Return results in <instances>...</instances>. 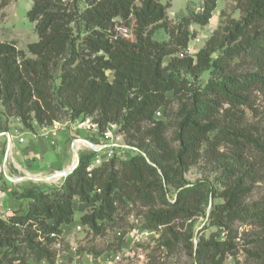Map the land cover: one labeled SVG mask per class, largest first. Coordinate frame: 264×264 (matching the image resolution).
Masks as SVG:
<instances>
[{"label": "trees", "instance_id": "1", "mask_svg": "<svg viewBox=\"0 0 264 264\" xmlns=\"http://www.w3.org/2000/svg\"><path fill=\"white\" fill-rule=\"evenodd\" d=\"M80 1L88 7L78 15ZM168 7L160 0H33L28 15L35 22L39 40L30 43L28 51L36 58L28 57L15 43L0 41L1 113L31 132L36 130L34 122L52 125L65 109L71 120L92 115L100 132L115 124L139 150L129 158L112 157L93 169L95 152L80 154L79 165L60 184L45 190L33 185L14 192L27 206L24 203L25 209L9 219L0 217V264H28L30 257L53 264L52 239L44 235L61 232L62 226L75 221V199L78 210L88 212L81 222L98 233L121 202L148 207L144 226L158 230L205 214L210 198L220 196L223 202L211 206L209 218L212 225L224 230L225 239L202 238L197 248H190V264H223L226 254L235 253L237 222L264 229V199L245 203L258 181L256 165L247 151L254 146L263 160L264 143L237 124L222 129L215 121L224 103L248 105L251 90L264 92V0H249L243 8L242 19L226 37L235 42L234 47L213 37L196 58L176 54L187 48L193 22H209L216 0H205L201 12L181 18L170 40L159 41L153 36L154 29L167 26ZM119 19L134 21V40L119 34ZM79 20L90 33L80 43L72 25ZM245 52H250L258 71L236 75L229 69L231 61ZM173 54L163 65L165 57ZM57 61L61 81L53 89ZM108 71L113 73L112 79ZM207 71L212 78L202 87H193L182 76H200ZM168 92L174 96L168 97ZM174 98L182 102L177 147L166 135L165 121L156 117ZM2 121L0 132H8L7 120ZM224 144L233 150L232 164L220 180L225 188L218 192L209 181L188 182L186 173L203 149L215 156ZM168 186L175 190L172 199L167 197ZM119 237L124 239L122 232ZM250 243L248 256L256 264H264L263 236ZM175 244L167 241L170 247Z\"/></svg>", "mask_w": 264, "mask_h": 264}, {"label": "rangeland", "instance_id": "2", "mask_svg": "<svg viewBox=\"0 0 264 264\" xmlns=\"http://www.w3.org/2000/svg\"><path fill=\"white\" fill-rule=\"evenodd\" d=\"M72 3L73 0H63ZM249 0H216V8L212 12L209 22L205 25L199 23H192L189 26L191 35L187 47L190 49L189 54L195 56L207 45L211 38H216L218 41L226 42L227 46L234 47L235 42L226 40L230 34V29L242 19L243 8L247 5ZM161 3L167 4V26L156 27L154 29V38L159 41H168L171 35L176 32V25L180 22L182 17L201 12L205 0H160ZM33 6V0H1L0 2V41L15 43L19 49L26 51L27 56L36 58L35 55L28 51V45L39 40L38 33L35 30V22L29 19L28 12ZM88 7L84 1L79 2L78 15ZM79 16H77L78 18ZM74 27V36L79 37L78 42H82L86 34H90L84 27L83 21H76L72 23ZM134 21L127 23L121 19L118 20L116 26L121 36L136 38L134 31ZM263 29V27H262ZM255 32V30H253ZM263 31V30H261ZM251 33V32H250ZM252 34V33H251ZM200 39V41H197ZM175 55L166 56L163 65H166ZM176 56H179L176 54ZM53 71L52 88L56 89L61 81V69L58 61ZM258 68L250 52H245L231 61L230 71L236 75H246L258 71ZM110 79L113 78V73L108 71ZM189 84L193 87H202L211 78L212 73L207 71L203 75L194 76L190 73H182ZM51 88V91L53 90ZM250 103L248 105L232 106L224 103L219 112L216 113L215 121L222 129L230 128L231 125H236L246 131L254 138H258L259 142L264 143V92L258 88H254L249 92ZM167 96L172 98L173 92H168ZM187 98L184 97V100ZM182 102L174 98L167 110L160 109L157 119H163L167 124L166 135L172 142L174 147H177L178 142L175 140L176 131L178 130V121L180 120L179 110ZM66 110V109H65ZM60 113L58 120V136L66 135L64 146L60 152L50 151L45 157L44 161L32 160L30 165L26 164L24 157H13L12 149L7 153V137L0 135V185L4 190L2 197L9 199V204L3 202L0 215L5 219H9L12 214L20 212L27 201L17 200L14 192H23L26 187L33 185L45 190L51 188L53 185L61 183L64 177L55 179L52 182L34 181L28 179V175L50 176L56 172L38 174L35 171L50 167L51 163L58 160V157H64L68 163L74 160L73 147L79 148L80 154H90L95 152L94 159L91 165L100 166L104 161L116 158H129L134 151H139L132 144L128 143L125 135L118 131L115 124H110L106 131L111 132L110 137L101 134L98 131V126H94V116L81 115L73 120L70 119V114L67 110ZM0 111H4V107L0 105ZM0 119L2 123L9 125V132H14L15 126L19 125L18 121L12 116L7 117L5 113L0 112ZM39 131V130H38ZM35 130V132H38ZM25 134L28 131L24 128ZM3 132H0V134ZM44 138V137H43ZM46 139V138H45ZM61 139V138H60ZM81 139H86L96 145L98 149H92L86 145ZM50 140V139H46ZM16 141L17 149L19 140ZM24 143V142H19ZM78 144H83L78 146ZM101 146V147H99ZM155 144L151 143V147ZM253 148V149H252ZM252 150L247 151V156L250 161L256 165L258 181L255 183L252 192L246 197L245 203L251 205L264 199V159L262 160L259 151L252 147ZM60 151V150H59ZM68 151V153H66ZM233 150L230 145L224 144L218 148V153L211 156L205 153L203 149L197 162L190 167L186 173V180L194 183L200 180L209 181L216 191L220 192L225 187L220 180L223 178L225 168L232 164ZM68 155V156H67ZM7 157V162H4ZM259 159V160H258ZM28 162V161H27ZM41 166V168H40ZM58 166V165H57ZM71 167V166H70ZM119 167V165H118ZM63 169H59L61 171ZM34 171L35 173H33ZM58 172L55 176L59 177ZM8 176L13 179L8 178ZM174 188L167 187V197L172 199L174 196ZM2 201V199H1ZM220 196L216 198L211 197L209 206L205 214L198 216L192 220L184 221L178 220L169 226L162 225L158 230L146 228L145 214L148 207L141 203L121 202L113 218L106 222L103 230L96 233L93 229L84 228L81 231L73 233L76 243L79 245L83 255L95 254L102 255L105 253H121L123 258L118 263L113 264H190L193 259L190 248H197L199 242L204 239L215 237L217 240L225 239V232L211 224L209 212L213 204L222 203ZM78 199L74 200L75 221H81L82 215L88 212H80L78 210ZM98 206V203H97ZM25 209V208H24ZM90 211V209H89ZM100 223V222H99ZM74 230L75 228H70ZM236 238L234 239L235 253L226 254L223 259V264H256L246 252V249L251 248V240L263 236L264 229L255 225H245L237 222L234 226ZM123 233L124 239L119 237L118 232ZM168 240L175 241V246L167 245ZM27 251V250H26ZM31 253L29 250L27 254ZM31 255V254H29ZM28 264H44L42 261H37L30 257ZM84 264H90L88 262Z\"/></svg>", "mask_w": 264, "mask_h": 264}, {"label": "built area", "instance_id": "3", "mask_svg": "<svg viewBox=\"0 0 264 264\" xmlns=\"http://www.w3.org/2000/svg\"><path fill=\"white\" fill-rule=\"evenodd\" d=\"M197 41H200V39H197ZM189 50L190 49L187 47L185 50L181 51L178 54L179 57L190 55ZM159 114H160L159 112L156 113V115ZM34 124L35 126H38L39 131L38 132L28 131L33 136V138H38L42 136L46 139H50L52 143H55L54 138L57 136V130L59 128L58 121H55L52 125H48V126L38 125L37 122H34ZM95 125L98 126L97 123L94 124V126ZM98 131H99V127H98ZM24 134H25L24 127L21 125H17V127H15L14 133H11L12 138L13 139L15 137L18 138L19 142L25 141V138L23 136ZM101 134L105 135L106 137H110L111 132L104 131ZM95 166L96 165H91L90 169L95 168ZM3 194H4V190L0 185V197H2ZM2 207H3V203L0 200V210H2ZM0 217L5 219L3 215H0ZM70 228H75V229L71 230ZM84 228L85 229L89 228V226L82 223L81 221H78L62 226L60 230L61 232H46L44 237L46 236L52 239L51 249L54 251V257H55L53 264H84L86 262L90 264H113V263H118L122 260L123 255L119 252L105 253L102 255H93V254L83 255L82 253H80L79 245L78 243H76L73 233L75 234L76 232L81 231ZM42 231H39L40 232L39 240L43 242L44 237L42 236L43 233ZM118 235H121V231L118 232Z\"/></svg>", "mask_w": 264, "mask_h": 264}, {"label": "crops", "instance_id": "4", "mask_svg": "<svg viewBox=\"0 0 264 264\" xmlns=\"http://www.w3.org/2000/svg\"><path fill=\"white\" fill-rule=\"evenodd\" d=\"M17 127V126H15ZM14 127V128H15ZM36 131H38V126H36ZM14 133V132H12ZM25 138L24 143H19L18 141V145L20 146L19 149H17V144L16 141H14L13 143V149H12V154L13 157L17 158V157H24L27 161L26 164L30 165L32 163V160H36L37 158L39 159V161H44L46 159V155L50 152V151H54L56 152V154H61L62 147L64 146V140L66 139V135L64 136H56L54 138V142L52 143L51 140H46L45 138L38 137V138H33V136L28 132L26 134L23 135ZM61 138V139H60ZM18 140V138H14V140ZM60 150V151H59ZM66 153H68V151H66ZM68 156V155H67ZM58 160L54 161L51 163L50 167H46L45 169L42 170H38L35 171L38 174H44L47 173V170L52 173L54 172H58L59 169H65L67 167H69L71 165V163H68V160L64 159V157H58ZM58 165V166H57ZM41 168V166H40ZM33 173H35L34 171H32ZM35 173V174H36ZM2 199V203L4 202V204L8 205L9 199H4V197H0V200Z\"/></svg>", "mask_w": 264, "mask_h": 264}, {"label": "water", "instance_id": "5", "mask_svg": "<svg viewBox=\"0 0 264 264\" xmlns=\"http://www.w3.org/2000/svg\"><path fill=\"white\" fill-rule=\"evenodd\" d=\"M0 135H6V137H7V153H6V156H7V154L11 150V147L13 146V138H12L11 132H9V131L8 132H3ZM81 140L84 143H86L88 146H90L92 149H98L96 147V145L93 144L92 142H90V141H88L86 139H81ZM73 154H74V162H73L72 166L70 168H65V169H63L61 171H58V172H61V176L59 178H61V177L66 178L79 165V162H80V152H79V148H77L76 146L73 147ZM142 154L145 155V153H142ZM4 162L5 163L7 162V157H5ZM58 172H56V173H58ZM55 174H52L50 176H38V177H36V175H31V176H28L26 178L33 179L34 181L52 182L54 180ZM8 178L13 179L10 176H8ZM195 264H198V263L196 262Z\"/></svg>", "mask_w": 264, "mask_h": 264}, {"label": "bare ground", "instance_id": "6", "mask_svg": "<svg viewBox=\"0 0 264 264\" xmlns=\"http://www.w3.org/2000/svg\"><path fill=\"white\" fill-rule=\"evenodd\" d=\"M80 142H83V141H80ZM83 143H84V142H83ZM85 144H86V143H85ZM81 145H83V144H80V145L78 144V146H81ZM86 145H87V144H86ZM70 166H71V165H70ZM70 166L67 167V168H70ZM59 173L61 174V172H59ZM28 176H31V175H28ZM60 176H61V175H60ZM60 176H59V177H60ZM36 177H38V175H37ZM59 177L54 176V180H55V179H58Z\"/></svg>", "mask_w": 264, "mask_h": 264}]
</instances>
